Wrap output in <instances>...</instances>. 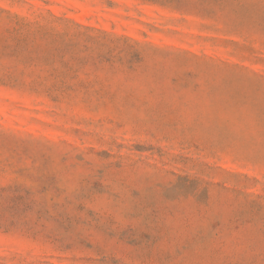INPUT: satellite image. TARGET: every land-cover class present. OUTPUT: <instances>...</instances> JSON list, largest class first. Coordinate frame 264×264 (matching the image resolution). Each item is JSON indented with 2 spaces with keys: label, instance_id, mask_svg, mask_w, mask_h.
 Wrapping results in <instances>:
<instances>
[{
  "label": "rangeland",
  "instance_id": "rangeland-1",
  "mask_svg": "<svg viewBox=\"0 0 264 264\" xmlns=\"http://www.w3.org/2000/svg\"><path fill=\"white\" fill-rule=\"evenodd\" d=\"M0 264H264V0H0Z\"/></svg>",
  "mask_w": 264,
  "mask_h": 264
}]
</instances>
